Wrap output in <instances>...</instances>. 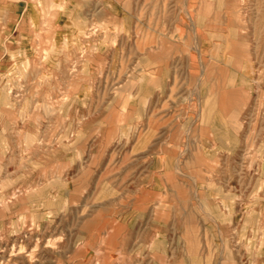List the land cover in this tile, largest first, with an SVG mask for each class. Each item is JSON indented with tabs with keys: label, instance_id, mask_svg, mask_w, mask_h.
Returning a JSON list of instances; mask_svg holds the SVG:
<instances>
[{
	"label": "rangeland",
	"instance_id": "1",
	"mask_svg": "<svg viewBox=\"0 0 264 264\" xmlns=\"http://www.w3.org/2000/svg\"><path fill=\"white\" fill-rule=\"evenodd\" d=\"M47 1L0 0V264H264V0Z\"/></svg>",
	"mask_w": 264,
	"mask_h": 264
},
{
	"label": "bare ground",
	"instance_id": "2",
	"mask_svg": "<svg viewBox=\"0 0 264 264\" xmlns=\"http://www.w3.org/2000/svg\"><path fill=\"white\" fill-rule=\"evenodd\" d=\"M217 2H218V1H217ZM176 3H177V2H176ZM219 3H220V2H219ZM177 4H179V3H177ZM221 4H222V0H221ZM215 6H216V2H215ZM218 6H219V5H218ZM215 8H216V7H215ZM94 10H95V9H94ZM94 10H93V11H94ZM217 10H219V9H217ZM90 11H91V10H90ZM177 14H178V13H177ZM216 16H217V15H216ZM188 20H189V19H188ZM173 29H174V27H173ZM175 29H177V28H175ZM177 32H178V31H177ZM256 35H257V34H256ZM0 46H1V45H0ZM225 59H226V58H225ZM136 64H137V63H136ZM19 65H20V64H19ZM19 67H20V66H19ZM16 68H17V67H16ZM16 68H15V69H16ZM135 68H136V67H135ZM17 69H18V68H17ZM133 69H134V68H133ZM18 70H19V69H18ZM201 71H202V69H201ZM124 72H125V71H124ZM130 73H131V72H130ZM130 73H129V74H130ZM18 74H20V73H18ZM143 74H144V73H143ZM5 75H6V74H5ZM7 75H8V73H7ZM20 75H22V74H20ZM130 75H131V74H130ZM22 76H23V78H24V75H22ZM131 76H132V75H131ZM132 77L135 79L134 76H132ZM132 77H131V78H132ZM133 78H132V79H133ZM140 79H141V78H139V81H140ZM137 82H138V81H137ZM206 95H207V94H206ZM209 108H210V107H209ZM197 114H198V113H197ZM214 114H215V113H214ZM214 114H213V115H214ZM203 117H204V116H203ZM203 117H202V118H203ZM203 121H205V120H203ZM210 121H211V120H210ZM212 123H213V121H212ZM220 124H221V122H220ZM221 126H222V125H221ZM215 130H216V129H215ZM38 141H39V140H38ZM23 164H24V162H23ZM159 166H160V165H159ZM175 166H176V165H175ZM23 168H24V166H23ZM175 168H176V167H175ZM32 170H33V169H32ZM173 173H174V171H173ZM175 173H176V172H175ZM175 173H174V174H175ZM17 177H18V179L20 178V176H17ZM15 179H16V178H15ZM15 179H14V180H15ZM56 179H57V178H56ZM16 181H17V180H16ZM168 182H169V181H168ZM10 183H12V182H10ZM13 183H14V181H13ZM7 184H8V183H7ZM35 192H36V191H35ZM37 192H38V191H37ZM34 205H35V204H34ZM39 205L41 206V204H39ZM15 221H16V220H15ZM12 222H13V221H12ZM15 223H16V222H15ZM32 224H33V223H32ZM19 225H20V224H19ZM33 225H34V224H33ZM96 234H97V236H98V233H96ZM86 251H87V250H86ZM91 255H92V254H91ZM111 256H112V255H111ZM186 259H187V258H186ZM84 260H85V259H84ZM200 263H201V262H200Z\"/></svg>",
	"mask_w": 264,
	"mask_h": 264
},
{
	"label": "crops",
	"instance_id": "3",
	"mask_svg": "<svg viewBox=\"0 0 264 264\" xmlns=\"http://www.w3.org/2000/svg\"><path fill=\"white\" fill-rule=\"evenodd\" d=\"M39 1V0H38ZM48 3H53L54 2V0H48L47 1ZM50 5V4H49ZM52 6V8H53V5H51ZM52 13V12H51ZM0 43L2 44V43H4V41L2 42V41H0ZM1 75V74H0Z\"/></svg>",
	"mask_w": 264,
	"mask_h": 264
}]
</instances>
